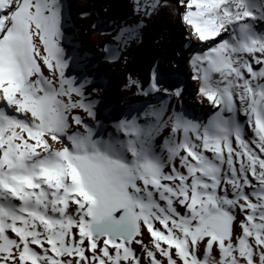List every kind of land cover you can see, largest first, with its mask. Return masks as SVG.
<instances>
[{"label": "snow or ice", "instance_id": "6c2138e0", "mask_svg": "<svg viewBox=\"0 0 264 264\" xmlns=\"http://www.w3.org/2000/svg\"><path fill=\"white\" fill-rule=\"evenodd\" d=\"M64 7L0 0L16 68L0 79V264H264V0H128L105 63L171 17L206 49L191 79L215 111L176 110L186 87L157 28L147 79L126 78L146 99L111 131L107 84L63 46Z\"/></svg>", "mask_w": 264, "mask_h": 264}, {"label": "bare ground", "instance_id": "6f19581e", "mask_svg": "<svg viewBox=\"0 0 264 264\" xmlns=\"http://www.w3.org/2000/svg\"><path fill=\"white\" fill-rule=\"evenodd\" d=\"M127 4L128 0H64L63 46L68 54L83 59L89 71L103 77V82L107 84L101 111L102 122L111 131V125L116 119L128 115L133 108L142 107L146 98L130 85L125 90L126 78L131 73L133 79L142 82L147 79L150 65L154 63L153 56L156 54L151 37L157 28H163V47L157 45L162 54L161 58L167 57L163 59V67L169 70L171 65L172 79L182 80L186 87L183 105L173 102L175 108L206 124L215 110L207 103L200 104L196 101V84L191 79L192 68L189 62L193 52L206 49L198 45L195 39L189 40L187 30L175 19L168 17L154 21L153 26L145 33L143 44L133 43L124 51V55L128 57L126 64L123 61L105 63L107 56L120 54L117 44L119 37H113L118 26H126L134 19L129 15ZM104 8L109 9L107 14L104 13ZM83 11L91 15L87 19L82 18L80 14ZM93 24L96 25L95 29ZM77 71L75 65L69 69L70 74H76ZM15 77L12 52L6 45L0 44V79L8 78L14 82Z\"/></svg>", "mask_w": 264, "mask_h": 264}, {"label": "rangeland", "instance_id": "374dc122", "mask_svg": "<svg viewBox=\"0 0 264 264\" xmlns=\"http://www.w3.org/2000/svg\"><path fill=\"white\" fill-rule=\"evenodd\" d=\"M84 47H85V44H84ZM117 195H122V192H117Z\"/></svg>", "mask_w": 264, "mask_h": 264}]
</instances>
